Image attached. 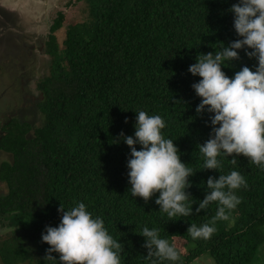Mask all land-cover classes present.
I'll return each instance as SVG.
<instances>
[{
    "label": "trees",
    "instance_id": "1",
    "mask_svg": "<svg viewBox=\"0 0 264 264\" xmlns=\"http://www.w3.org/2000/svg\"><path fill=\"white\" fill-rule=\"evenodd\" d=\"M76 1L88 3L89 17L66 29L61 46L55 31L64 15L58 12L50 25L45 51L51 65L37 84L42 124L33 128L12 118L2 127L0 150L12 157L0 164V181L7 186L0 194V219L9 230L0 239L2 263L51 264L44 259L50 245L42 243V233L59 225L61 203L67 210L84 202L123 244L121 264H150L145 238L137 233L145 226L159 229L160 238L170 243L184 241V250L176 246L177 264H189L204 252L215 264H248L264 242V170L243 155L235 165L232 157H218L223 174L239 171L248 184L237 190L241 203L230 219L218 221L209 240H193L187 233L191 224L200 226L215 214V203L200 213L195 209L208 192L207 179L221 175L202 170L197 146L210 138L214 114L196 112L202 98L192 84L201 77L188 69L199 54L241 38L228 11L239 0ZM238 51L240 59L223 66L229 77L243 66L255 71L258 65L244 49ZM141 110L165 120L164 137L195 171L187 189L194 203L191 216L168 220L155 203L159 193L149 202L131 195V149L120 133L134 136Z\"/></svg>",
    "mask_w": 264,
    "mask_h": 264
},
{
    "label": "clouds",
    "instance_id": "2",
    "mask_svg": "<svg viewBox=\"0 0 264 264\" xmlns=\"http://www.w3.org/2000/svg\"><path fill=\"white\" fill-rule=\"evenodd\" d=\"M228 11L234 13V29L241 38L222 45L215 53L199 54L197 62L188 69L192 75L201 77L192 84L196 95L202 98L196 112L214 114L209 117L210 138L197 146L204 159L202 170L221 173L218 178L210 176L206 181L208 192L195 212L206 211L213 203L217 209L209 221L188 227L187 233L193 240L211 239L217 231V222L228 221L230 213L241 203L237 190L248 187L239 171L223 174L218 157H232L231 163L235 165L236 158L243 155L250 164L264 170V0H239ZM240 49L249 58H255L258 65L255 71L243 66L234 77H229L223 66L239 60ZM137 113L134 136L120 133L131 149L127 161L131 195L149 202L159 193L155 203L168 220L191 216L194 203L187 189L192 186L189 177L195 171L181 160L174 141L164 137L165 120L143 110ZM137 144L141 146L139 150ZM65 209L61 203L59 225L46 226L42 233V243L50 245L44 257L47 262L121 264L124 246L109 234L101 217L93 218L84 202ZM137 233L145 238L142 246L147 249L150 264L165 261L177 264L180 260L176 245L160 238L159 229L145 226ZM53 253L59 254L58 259Z\"/></svg>",
    "mask_w": 264,
    "mask_h": 264
},
{
    "label": "rangeland",
    "instance_id": "3",
    "mask_svg": "<svg viewBox=\"0 0 264 264\" xmlns=\"http://www.w3.org/2000/svg\"><path fill=\"white\" fill-rule=\"evenodd\" d=\"M58 12L64 15L62 27L55 31L61 46L66 29L89 17L86 1L0 0V135L2 127L12 118L26 121L33 128L42 124L43 116L38 108L42 94L37 84L49 73L51 62L45 51L46 42L50 25ZM11 158L10 153L0 150V164ZM6 191V184L0 181V194ZM1 221L0 239L9 231ZM260 229L264 232V225ZM174 240L176 246L184 250V241ZM0 264H3L1 259ZM189 264L215 262L204 252ZM248 264H264V242Z\"/></svg>",
    "mask_w": 264,
    "mask_h": 264
}]
</instances>
